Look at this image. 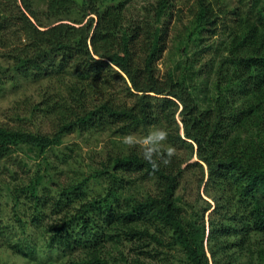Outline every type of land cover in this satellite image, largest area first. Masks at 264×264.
<instances>
[{"label":"trees","instance_id":"16d2710c","mask_svg":"<svg viewBox=\"0 0 264 264\" xmlns=\"http://www.w3.org/2000/svg\"><path fill=\"white\" fill-rule=\"evenodd\" d=\"M47 2L40 15L33 0H0V46L9 48L6 56L11 61L0 72L5 79H0V91L5 83L17 81L14 75L22 81L48 80L54 87L29 112L54 117L55 132L40 134L0 125V163L24 148L45 163L27 185L18 177L3 184L5 172L0 166V189L6 188L16 212L23 207L21 197L31 196L35 206L31 224L36 229L61 214L46 224V253L60 250L71 256L83 250L84 255L68 264H110L100 245L112 240L117 249L134 243V257L123 256L121 264L154 260L171 264L178 255L177 262L183 264H229L235 259L231 253L235 244L245 264H263L264 0H253L257 11L251 20L237 8L223 7L218 12L205 0H197L192 27L194 36L203 37L193 52L199 63L186 64L178 75L171 70L165 81L158 79L155 64L168 48L167 21L174 18L177 0H154L136 16L133 0ZM76 13L83 20L88 17L85 23L71 21ZM11 29L17 35L14 43L7 37ZM116 79H128L131 84V106L96 100V94ZM159 124L164 125L172 146H189L198 160L184 166L174 155L169 165L161 163L154 170L143 158L142 148L132 147L128 152L110 153L101 171L66 185L49 186L53 183L49 168L61 173L62 165L73 160L68 155L72 147L66 148L68 153L56 149L70 134L105 133L121 126L127 133L134 129L148 133ZM51 152L60 159V167L51 162ZM191 167L199 168V188L205 182L214 202L208 230L205 215L211 202L199 198L190 205L193 213L188 215L177 194ZM133 174L155 181V195L127 196ZM95 181L106 183V193L89 197V185ZM42 191L47 198L42 199ZM43 208L53 215L41 212ZM103 226L105 233L99 231ZM252 240L263 243L257 256L253 246L259 243ZM15 242L11 245L18 250L20 243ZM151 242L155 247H150ZM148 258L151 263H146Z\"/></svg>","mask_w":264,"mask_h":264},{"label":"rangeland","instance_id":"374dc122","mask_svg":"<svg viewBox=\"0 0 264 264\" xmlns=\"http://www.w3.org/2000/svg\"><path fill=\"white\" fill-rule=\"evenodd\" d=\"M77 1V0H76ZM197 0H177L174 7V18L167 21V36L166 43L168 48L161 54L160 59L156 62L155 68L157 70V76L160 81H165L168 77V73L171 70H175L176 75L180 73V70L187 64H198L195 55L193 54L196 44L201 43V38L194 36V28L192 27L193 21V7ZM205 2L211 5V8L219 12V9L226 7L228 10L232 11L237 8L241 12V16L246 19H252V12L257 10L253 9V0H205ZM47 0H33V8L37 14H43L47 7ZM149 3H154V0H133L132 10L136 15L140 14V11L144 6ZM79 9L78 7L75 8ZM133 14V15H134ZM142 15V14H141ZM228 16V15H227ZM88 17L83 20V15L76 13L72 15L71 21L82 22L86 21ZM76 20V21H75ZM71 23V22H70ZM83 23V24H84ZM12 34L9 33L7 36L11 43L17 41V35L14 29H11ZM207 38V37H206ZM216 38V37H215ZM208 39V38H207ZM214 38L211 39L213 41ZM9 48H2L0 46V72L10 66L11 61L6 56ZM125 78L126 76L123 75ZM8 78L10 76L8 75ZM15 83H5V88L0 91V125L9 128H22L29 129L33 132L40 134H52L57 129V123L54 117H47L44 115L31 116V111L33 105L40 101L41 96L45 91L52 92L54 87L48 80L42 82H37L34 80L22 81L19 77L14 75ZM3 79V78H0ZM5 81V79H3ZM49 88V90H48ZM131 84H128V79H116L112 84L102 91L99 95L96 94V100L104 101L108 100L114 102L118 106H131L134 103L132 96L129 92ZM43 116V117H41ZM178 119V118H177ZM179 120V119H178ZM122 129H115L107 131L105 133L88 132L85 135H79L78 133H72L68 137L63 139V144L60 146L62 151H68V147H72L73 151L68 155L73 157L68 164L62 165L65 168L61 173H57L53 168H49L48 176L51 177V183L49 186H62L66 185L68 182L72 183L74 180H81V177L90 176L93 174L94 170H103L106 167L108 155L112 152H128L130 148L122 142V138L126 135H134L137 138H143L147 136L150 132L157 129H164V125L159 124L158 126H152L148 129V133L143 132L141 129H134L133 131L127 133L125 127L121 126ZM175 148V155H177V160L183 162L186 166L198 158L196 154L192 157V150L189 146H172L167 139L160 144V148L167 149L168 147ZM135 148H141L139 145L133 146ZM54 149V150H56ZM48 153L51 162L54 161L57 167H60V159L52 154ZM59 155H61L59 153ZM192 157V158H191ZM191 158V159H190ZM1 169L3 168L5 174L3 175V184L9 183L13 178L18 177V181L29 184L31 178H35L37 174L39 165L45 168V163L40 161V157L37 156L35 152L29 151L28 148L23 150H18L13 154V157L9 161L4 160L0 163ZM140 174H133L125 190L128 195H134L137 198H145L150 195H155L157 192L156 182L141 179ZM200 177V171L198 167L188 169L184 178L181 182V189L177 194L182 198L183 211L185 214L191 215L193 209L190 205L195 204L199 198H204L211 202V208L205 215V223L207 230L209 229V223L211 224L210 214L214 210V202L205 191V182L202 187L199 188L197 179ZM128 179V178H127ZM107 185L104 181L102 182H91L88 188V196L94 197L98 195H104L106 193ZM42 199L47 198V194L44 191L41 192ZM201 195V196H200ZM126 195H124V198ZM21 202L23 207L17 212L14 211L12 202L6 188L1 187L0 189V264H68L71 259H77L79 256L84 255L83 250H78L74 252L73 255L65 256L60 250H55L46 253V240L43 239L46 233V224L50 220L58 219L61 214H54L52 211H48L47 208H43L41 212H47L52 214L53 218L47 219L44 224L36 229L32 226L31 222L34 219V200L29 194L27 197H21ZM36 208H40L37 206ZM16 213H18L16 215ZM18 217L20 219H18ZM52 217V216H51ZM211 219V220H210ZM19 221H22L20 223ZM52 223V222H50ZM106 228L100 227L99 231L105 233ZM111 228L109 227V231ZM41 234V235H40ZM145 238H147L145 236ZM9 240V242H8ZM16 240L14 245L20 243L17 249L12 246L11 241ZM259 245L255 244L253 246V251L255 256L258 255V251L262 246V241H255ZM24 242V244H22ZM115 242L108 240L102 242L100 247H102V256L109 260L110 264H121V258L123 256H128L131 259L134 257L130 245L123 244L117 249ZM235 249L231 250L234 254V258L229 264H245L246 260L242 255H238L239 246L234 244ZM248 248V242H246ZM150 247H155L153 242L150 243ZM99 248V246H98ZM245 248L244 251L247 250ZM120 251L123 255H120ZM176 256L178 252H173ZM178 260L181 255L177 256ZM151 258L146 260V263L150 262ZM174 260L171 264H183L182 262H177ZM157 261H153L151 264H156ZM213 263V262H212ZM264 264V262H263Z\"/></svg>","mask_w":264,"mask_h":264},{"label":"clouds","instance_id":"9594fccd","mask_svg":"<svg viewBox=\"0 0 264 264\" xmlns=\"http://www.w3.org/2000/svg\"><path fill=\"white\" fill-rule=\"evenodd\" d=\"M167 136L166 130L157 129L143 138H137L131 134L126 135L122 138V142L129 147L139 145L142 148L143 158L151 164L154 170H158L161 163L165 166L169 165L175 155L176 150L171 146L165 152L160 150V144L167 139Z\"/></svg>","mask_w":264,"mask_h":264}]
</instances>
